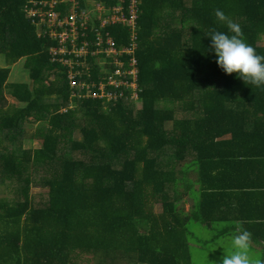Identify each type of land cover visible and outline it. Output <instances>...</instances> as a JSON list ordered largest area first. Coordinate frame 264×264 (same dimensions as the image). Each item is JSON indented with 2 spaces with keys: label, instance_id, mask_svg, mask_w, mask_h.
<instances>
[{
  "label": "trees",
  "instance_id": "trees-1",
  "mask_svg": "<svg viewBox=\"0 0 264 264\" xmlns=\"http://www.w3.org/2000/svg\"><path fill=\"white\" fill-rule=\"evenodd\" d=\"M28 1L0 0V103L7 94L17 102L0 108V186L11 194L0 202V264H191L187 223L213 225L231 213L234 224L216 240L243 228L251 243L263 241L264 224L229 202L239 187L230 178L264 158V87L225 74L206 35L227 31L214 15L221 9L264 55V0H140L141 106L81 100L74 109L84 124L67 109L65 71L27 17ZM110 29L127 45L126 28ZM23 59L32 87L8 83ZM30 119L36 130L22 127ZM26 139L41 147L24 149ZM180 160L186 167L177 170ZM36 172L48 193L30 199ZM185 196L194 198L188 212L179 207Z\"/></svg>",
  "mask_w": 264,
  "mask_h": 264
},
{
  "label": "built area",
  "instance_id": "built-area-1",
  "mask_svg": "<svg viewBox=\"0 0 264 264\" xmlns=\"http://www.w3.org/2000/svg\"><path fill=\"white\" fill-rule=\"evenodd\" d=\"M116 1L111 8L96 4L98 20L78 0H29L25 5L26 15L35 24L37 35L54 43L49 55L65 71L70 88L67 109L88 99L100 100L107 107L121 101L129 106L141 104L136 58L141 1ZM57 10L68 14L61 17ZM91 21L99 22L93 29V39L89 38ZM112 25L127 27L129 43L126 47L120 49L109 33ZM94 72H98V76L95 77Z\"/></svg>",
  "mask_w": 264,
  "mask_h": 264
},
{
  "label": "clouds",
  "instance_id": "clouds-1",
  "mask_svg": "<svg viewBox=\"0 0 264 264\" xmlns=\"http://www.w3.org/2000/svg\"><path fill=\"white\" fill-rule=\"evenodd\" d=\"M214 15L222 22L227 31L212 29L206 36L210 38L209 49L215 54L217 66L225 73H235L248 85L264 87V55L255 51L241 36L239 24L234 22L221 9H215ZM229 250L225 252L219 264H264V259L251 251V233L239 228L227 236ZM216 246V247H217Z\"/></svg>",
  "mask_w": 264,
  "mask_h": 264
},
{
  "label": "rangeland",
  "instance_id": "rangeland-1",
  "mask_svg": "<svg viewBox=\"0 0 264 264\" xmlns=\"http://www.w3.org/2000/svg\"><path fill=\"white\" fill-rule=\"evenodd\" d=\"M260 46L264 47V43L261 42ZM26 60H20L17 63H15L13 66H11V75L9 78V83H17V84H29L33 86L32 81L29 78V73L26 69ZM6 67L4 57L0 56V68ZM72 75H70L71 77ZM5 97V100H2L0 103V106L9 107L11 105H16L17 102L15 99H13L10 94H7ZM19 105V104H18ZM23 105V104H21ZM137 108H140L141 104L138 102L136 104ZM76 106H73V109ZM4 109V108H2ZM72 109V110H73ZM79 108L73 110V112L76 113L75 119L80 124H84L83 119L84 116L79 112ZM167 128L172 127V123H167ZM23 128H26L28 131L36 130L37 123L33 121V119H30L22 124ZM74 139H82V134L78 129L74 131V133L71 134ZM41 147V142L39 140H29L26 139L24 141V149H38ZM88 159V157H86ZM179 162V161H178ZM182 163H184L182 160L176 165L175 168L177 170L180 169ZM40 173L36 172V177L32 176V186L30 187V190L28 192V197L32 199L37 194L44 195L48 193V189H43L41 187V179H38L40 177ZM191 176V180L196 179V175H193V172L189 174ZM10 190L7 188V186L1 185L0 186V202L5 201L9 199ZM12 199V198H11ZM186 199V198H185ZM153 205V211L154 212H161L162 207L160 203H151ZM223 225L214 224L210 227H207L206 225L195 222V221H189L186 225V229L188 232L186 241H187V252L188 256L190 258L191 264H219V261L221 257L223 256V248L225 252L229 250V241L227 237L218 238V240L215 239L216 233L218 230H221ZM222 245L217 246V245ZM217 246V247H216ZM255 256H258L261 258L260 254H254ZM78 262L80 264H95L94 260H90L89 258L85 259H79Z\"/></svg>",
  "mask_w": 264,
  "mask_h": 264
},
{
  "label": "crops",
  "instance_id": "crops-1",
  "mask_svg": "<svg viewBox=\"0 0 264 264\" xmlns=\"http://www.w3.org/2000/svg\"><path fill=\"white\" fill-rule=\"evenodd\" d=\"M81 3V6H85L86 10L91 11L92 17L95 20H98V17L100 16L98 11H95L96 8V4H104L106 7L111 8L114 5L117 4L116 0H78ZM70 6V3H68ZM80 6V7H81ZM81 10V8H78L77 10ZM57 12L61 13V11L57 10ZM68 14V12L66 13H61V17H64ZM98 21H96V23L94 21H91L89 24V35H90V39L94 38V32L93 29L95 26H98ZM114 26H120L122 28H126L123 25H112L108 28L109 33L111 34V36L115 39V42L118 45V42L112 32V30L110 29L111 27ZM128 33V30H127ZM129 43V35L127 36V45ZM122 46L119 47L120 49L126 47ZM138 52V51H137ZM96 71H98V69H95ZM11 75V74H10ZM10 78V77H9ZM9 83V81H8ZM30 87H32L30 85ZM11 96V95H10ZM8 97V96H6ZM12 97V96H11ZM13 98V97H12ZM14 99V98H13ZM0 108H4L7 109V107L4 106H0ZM254 148H252L249 153L253 152ZM262 161V164H258L259 162L256 163V165L254 164L256 161ZM245 165L247 166L246 172L243 171L240 174H238L236 176V178L234 177L233 179L230 178L232 180V184L235 185H239L238 189L236 191V200H234L235 198L231 197V201L228 200L227 202L230 203L231 207L230 210H237L241 215H244L246 217H252L254 218L257 223H262L264 224V158H253L251 163H245ZM185 168L186 167V163H182L181 168ZM254 167L253 173L251 172L252 169ZM179 169V170H180ZM189 180H191V176H188ZM195 188L198 189V186H195ZM186 198V199H185ZM235 203H238L237 206H235ZM194 204V198L190 197V196H185L182 201L179 204V207L181 209H183L185 212H188L189 209L191 208V206H193ZM157 213V212H156ZM236 214L235 213H231L230 215L224 216L223 218V222H217L215 224H219V225H223L222 229L223 232H226V230H228L234 223L233 222H229V219L233 218ZM207 227H210L212 225H208V224H204ZM214 225V224H213ZM261 232H262V236H263V241H261L259 244H254L251 243L250 247H251V251L253 254H260L261 255V259H264V226H262L261 228ZM237 230V229H236Z\"/></svg>",
  "mask_w": 264,
  "mask_h": 264
}]
</instances>
